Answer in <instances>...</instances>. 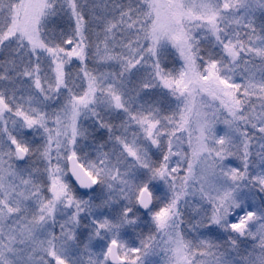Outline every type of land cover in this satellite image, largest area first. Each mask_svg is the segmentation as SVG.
<instances>
[{"label":"snow or ice","instance_id":"1","mask_svg":"<svg viewBox=\"0 0 264 264\" xmlns=\"http://www.w3.org/2000/svg\"><path fill=\"white\" fill-rule=\"evenodd\" d=\"M0 264H264V0H0Z\"/></svg>","mask_w":264,"mask_h":264},{"label":"rangeland","instance_id":"2","mask_svg":"<svg viewBox=\"0 0 264 264\" xmlns=\"http://www.w3.org/2000/svg\"><path fill=\"white\" fill-rule=\"evenodd\" d=\"M219 127L223 128V125H220ZM235 163V161H234ZM145 235H147V231L145 230ZM133 239H135V237H133ZM138 243V240L136 241ZM249 247H251V245H249Z\"/></svg>","mask_w":264,"mask_h":264}]
</instances>
